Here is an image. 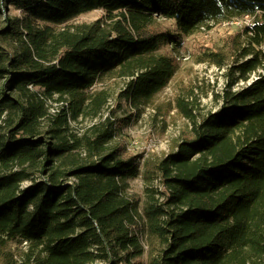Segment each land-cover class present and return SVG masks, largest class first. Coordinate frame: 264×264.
Returning a JSON list of instances; mask_svg holds the SVG:
<instances>
[{
	"label": "trees",
	"instance_id": "trees-1",
	"mask_svg": "<svg viewBox=\"0 0 264 264\" xmlns=\"http://www.w3.org/2000/svg\"><path fill=\"white\" fill-rule=\"evenodd\" d=\"M249 14L251 28L203 47L200 62L226 68L222 106L197 121L177 100L191 134L146 163L165 191L147 189L140 208L125 190L140 158L111 145L116 123L79 137L47 102L98 117L109 95L95 86L123 80L141 113L187 38ZM144 233L146 264H264V0H0V264H144Z\"/></svg>",
	"mask_w": 264,
	"mask_h": 264
},
{
	"label": "rangeland",
	"instance_id": "rangeland-1",
	"mask_svg": "<svg viewBox=\"0 0 264 264\" xmlns=\"http://www.w3.org/2000/svg\"><path fill=\"white\" fill-rule=\"evenodd\" d=\"M10 13L18 15L20 12L11 8ZM103 15V10H95L79 16L73 23L90 24ZM166 27L174 30L172 22H167ZM239 30V27H227L218 24L209 31L206 30V32L187 38L183 48L176 53L179 69L175 77L155 97L152 105L143 107L141 113L135 111L128 102L120 97L121 92L125 90L126 82L111 79L100 82L93 90L96 93L105 91L109 95L108 102L98 117L82 116L78 120H74L70 117V109L67 103H56L53 100L47 102L49 111L55 115L62 109L68 110L69 129L79 137L88 128L104 121L107 117L116 123V136L111 145L126 142L128 153L140 158V173L136 178L127 181L125 190L126 194L139 200L140 208H142L147 189L165 191L159 176H154L155 178L149 184L145 181L146 163L155 166L158 161L175 152L177 145L191 134L192 120L185 117L182 111L178 109L177 100L181 98L188 103V107L193 109V115L197 121H201L211 112H217L222 106L223 92L228 83L226 68L219 69L215 65L200 62L199 56L202 55L203 47H218L222 45L223 39L228 35L238 33ZM184 57H188V59L185 60ZM242 86L241 83L234 90H238ZM71 181L74 182L75 180L72 179ZM143 242L142 260L146 264L149 245L145 233L143 234ZM22 249L25 251L26 247H22ZM97 264L105 263L98 262Z\"/></svg>",
	"mask_w": 264,
	"mask_h": 264
},
{
	"label": "built area",
	"instance_id": "built-area-1",
	"mask_svg": "<svg viewBox=\"0 0 264 264\" xmlns=\"http://www.w3.org/2000/svg\"><path fill=\"white\" fill-rule=\"evenodd\" d=\"M253 20L254 18L249 14V15H244L240 18H233V19H229V20H224V21H221L220 23L218 24H223L227 27H231V26H234V27H239L240 30H244V29H249L252 27L253 25ZM214 22H211L210 25L212 27L218 25ZM202 31H206V27H202ZM183 59L187 60L188 57H184ZM250 84V83H248ZM243 86L246 85V83H242ZM27 247V243L24 244V248Z\"/></svg>",
	"mask_w": 264,
	"mask_h": 264
}]
</instances>
